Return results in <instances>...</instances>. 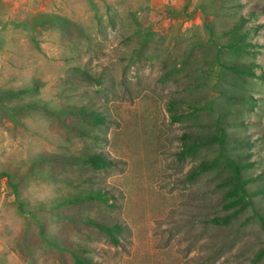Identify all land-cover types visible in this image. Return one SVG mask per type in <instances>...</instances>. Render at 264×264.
<instances>
[{
    "label": "rangeland",
    "instance_id": "obj_1",
    "mask_svg": "<svg viewBox=\"0 0 264 264\" xmlns=\"http://www.w3.org/2000/svg\"><path fill=\"white\" fill-rule=\"evenodd\" d=\"M247 28L254 57L236 60L264 72V0H0V88L35 86L18 123L0 114V172L10 175L0 176V264H76L74 254L97 264H264L253 210L208 222L222 213L223 177L187 174L210 151L178 155L183 134L204 136L226 113L239 124L230 132L249 142L242 152L259 176L250 187L264 185V81L216 62L235 60L221 46ZM75 66L100 83L73 76ZM172 99L185 102L177 121ZM71 104L101 112L104 124L63 112ZM88 150L109 166L71 159ZM87 186L112 204L64 202ZM254 200L264 213V195ZM89 219L118 223V244Z\"/></svg>",
    "mask_w": 264,
    "mask_h": 264
},
{
    "label": "trees",
    "instance_id": "obj_2",
    "mask_svg": "<svg viewBox=\"0 0 264 264\" xmlns=\"http://www.w3.org/2000/svg\"><path fill=\"white\" fill-rule=\"evenodd\" d=\"M242 22H240V25ZM22 29H29V23L26 21H19L15 24ZM238 28V26H237ZM252 30L247 28L235 34L234 38L224 44L221 48L235 60L231 61L226 58L216 57V62L224 71H229L235 77H255L264 81V72H256L254 70V63H246L236 60L237 57L249 56L254 57L253 50L248 47L251 46L249 42L245 41V36ZM222 50H220L222 52ZM73 76L83 82L99 84L101 79L94 76L88 69L81 67H72ZM35 91V86L27 85L19 88H0V114L6 116L14 124L18 123V116L29 109L33 102L20 103L19 101ZM185 102L176 99L169 100L166 107L170 112V116L174 121L180 119L178 107ZM66 114L72 115L84 120L86 125L91 129L99 128L104 124L105 117L103 114L88 105H68L63 109ZM235 118H229L226 113L219 112L212 119L209 131L204 136H192L188 133L182 135V148L178 152L180 157L191 156L202 150H209V154L201 159L187 174L189 180H194L201 175L208 172L219 173L223 180L217 187L221 190V209L222 213L209 218L208 222L217 226H226L235 220L239 215L246 212L248 209L253 210L250 218L255 219L264 232V213L255 209V197L264 195V185L252 189L250 184L254 182L259 176H253L248 170L252 167L250 160L244 156L243 149L247 148L249 142L247 139L239 137V135L231 133L230 128L238 126ZM78 122V121H77ZM73 130L82 133V129L78 123L71 126ZM89 137L95 139L96 134H91ZM82 168H92L95 170L105 169L110 162L101 153L96 151H84L78 156L72 158ZM0 176H5L10 179L7 172H0ZM66 183L71 182L65 180ZM12 193L18 209L22 211V202L19 200V191L16 184H11ZM110 196L104 192L99 186H87L80 190L76 195L64 200L65 203L73 204L82 201L95 200L104 204H112L109 202ZM89 224L93 225L99 231L105 234L108 241L114 245L119 242V235L123 232L122 227L116 223H102L93 219L87 220ZM81 251H86L84 248H78ZM264 251L260 249L256 255L259 258ZM87 252V251H86ZM76 264H97L92 260L83 259L74 254Z\"/></svg>",
    "mask_w": 264,
    "mask_h": 264
}]
</instances>
